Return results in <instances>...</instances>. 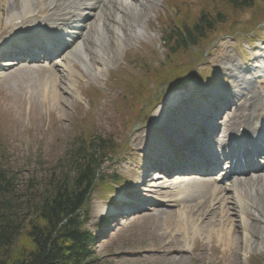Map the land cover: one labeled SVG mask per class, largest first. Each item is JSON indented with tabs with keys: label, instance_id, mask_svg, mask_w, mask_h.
<instances>
[{
	"label": "rangeland",
	"instance_id": "rangeland-1",
	"mask_svg": "<svg viewBox=\"0 0 264 264\" xmlns=\"http://www.w3.org/2000/svg\"><path fill=\"white\" fill-rule=\"evenodd\" d=\"M259 1L260 6L264 5V0ZM209 2L213 3V0ZM188 3L192 4V6ZM176 4L177 6L171 4L170 7L172 12H176L173 19H169L170 17L161 3L151 7H142L145 12H141L137 6L138 10L136 12L132 11L125 17L124 22L127 25V31L121 30L119 34L120 38H115L113 41L112 35H107L110 41V45L107 47L108 53L104 56L102 63L98 65L99 67L94 66V68L100 69L99 74L93 71L87 72L81 65L77 64L75 70L78 73H72L71 79L66 75L58 76L61 87L69 82L67 90L72 95L63 96L60 90H58L60 97H55L54 104L52 105L51 97L46 102H41L42 89L39 86V79H43L44 74L42 72H37L35 75L26 72L28 69H19L9 80L7 78L0 79V162L12 171L19 170L21 172L22 181H24L22 185L24 187L35 186L37 190L35 192L26 191L22 193L25 197V199H21L22 201L26 202V204L28 202L37 203L42 192H46L45 190H47H43L44 184L46 182L50 183L51 180H55L60 176L61 169L58 166L62 162V158L66 157L69 153L70 155H74L81 141L89 140L94 142V140L102 139L108 145H113L116 149L113 152L106 151L105 159L121 157L123 155V153H120L116 156L115 152L118 151L125 141L126 134L130 132L132 125L140 118L145 119L147 112L141 114L135 113L132 103L128 100L130 97L126 95V100L122 97L125 92L130 94L129 91H126L129 85L123 82L122 79L125 78L128 81L135 79L136 75H129V71L124 74L117 73L116 68L126 59L125 53L133 48H138L137 44L139 45L140 43L143 50L151 53L150 56H152L153 60L162 59L160 52H163V50H157L140 30L145 26L148 33V30L156 28V21L150 20L147 23L150 15H155L159 10L160 14L158 17L165 22L164 28L167 30L174 29L175 25L178 26L183 23L186 27L190 28L193 26V19L198 15L204 2L203 0H199V2L181 0V2L177 1ZM182 8L184 9L182 10ZM230 9L228 2L224 0L221 4L218 2L213 7L212 4L207 5L204 11L201 12H204L209 19L218 17L227 18L225 23L221 24L228 23L232 28L235 26L232 25L233 22H240L241 25L235 26V29H239L242 26L249 27L250 20L254 19L256 17L255 14L258 12L257 6L252 8V12L254 13L252 16L248 13L241 16L245 12L237 13ZM221 24L216 25L217 29L215 32L207 35L208 40L217 33L224 31L223 28L220 29ZM229 31L226 30L225 34L236 35ZM143 50H137L138 55L145 53ZM197 75L205 77L210 74L204 71ZM145 80L143 79L141 82L145 83ZM57 82L59 83V80ZM133 82L135 81L133 80ZM215 82L216 78L211 83ZM105 84L110 86V92L112 93L110 96L101 98L102 100H100L102 104L105 102L106 108L97 110L96 115L93 116L95 123L93 129L85 130L82 124L86 125L89 122L86 87L91 88L93 86L95 88L105 86ZM55 85L57 86L58 84L56 83ZM165 88H167L166 85L164 86ZM159 93H156V95ZM101 106L103 107V105ZM27 108H29L28 111L26 110ZM4 112L6 113L2 114ZM45 116H49L51 119L53 131L51 129L50 131H46L43 121ZM85 117L87 118L84 119ZM43 124L44 126H42ZM23 129L24 131L22 132L21 130ZM129 142L131 146L130 150L134 152L132 163L138 168L144 163L142 159L144 155L141 153L140 147L135 144L136 142H132V137L129 138ZM121 168L126 171L130 169L126 165H121ZM138 171L132 169V174L129 176L130 181L136 180ZM115 173L113 163L105 164L101 183L109 182L107 179ZM130 181L125 186L126 190L131 187ZM99 185L100 182L93 189L89 197L91 201L89 212L92 218L89 226L92 223H96L95 221L98 216H95V212L97 209L106 207L111 203L109 200L110 195L105 192L106 186ZM162 194L166 196L167 193L163 190ZM152 196L150 198H153ZM158 200L162 201L163 205L171 204L168 202L169 198L167 196L165 199L158 196ZM31 213L33 212L29 211V214ZM177 213L179 212H176V210L170 213V215L161 214L160 216L142 213L123 223L122 226L116 227L114 237L106 245L99 244L97 246L93 252V255L96 257V263L91 264H211L205 259H194L184 254L175 253V248L165 250V252L162 251L161 243L163 241L160 236L165 235L168 229L173 230V234L183 229L184 221L180 222L181 220L177 218ZM194 215H202V209H195ZM216 217L215 214L210 217L212 221L211 225L208 224V220L203 224V232L205 234L215 229L214 219ZM262 221L256 223L255 228L252 227L255 231L251 242L256 241L257 244L253 243L249 249H244L241 241L240 243L237 241L234 243L237 252L242 251L244 254L243 259H246L244 261L238 257L236 264H241L242 262L243 264H264V220ZM205 234L201 233V237L204 240L215 239L210 233V238ZM236 235L237 238H242L241 231ZM175 238L181 239L179 236H175ZM135 249H138V251L140 249V253L135 254L131 258L118 255ZM146 250L156 251H152V254H146Z\"/></svg>",
	"mask_w": 264,
	"mask_h": 264
},
{
	"label": "trees",
	"instance_id": "trees-1",
	"mask_svg": "<svg viewBox=\"0 0 264 264\" xmlns=\"http://www.w3.org/2000/svg\"><path fill=\"white\" fill-rule=\"evenodd\" d=\"M241 1L232 0L235 4ZM197 23L193 29L196 35L206 22ZM186 32H175L178 44L192 43L196 35L189 32L184 38ZM102 149L92 145L93 152L74 161L70 171L64 158L65 164L58 166L60 176L44 184L43 190L48 191L42 192L36 204L21 200L25 197L18 194L17 173L7 174L0 163V264H87L88 240L82 228L84 220L77 212L88 201ZM28 188V192L37 191L34 186Z\"/></svg>",
	"mask_w": 264,
	"mask_h": 264
},
{
	"label": "bare ground",
	"instance_id": "bare-ground-1",
	"mask_svg": "<svg viewBox=\"0 0 264 264\" xmlns=\"http://www.w3.org/2000/svg\"><path fill=\"white\" fill-rule=\"evenodd\" d=\"M53 1L56 2L57 0H50V2L48 4H51ZM128 1L129 0H104V1H102L104 10L100 11L99 16L96 19V24L93 27L92 31L90 33L87 31L85 34L82 33V28L79 31H76L77 33H80L79 38H83V42L81 44L82 47L80 49L78 47H73L71 52H67L66 54H73V56H75L78 59L79 63L82 64L84 70L87 71V70L91 69L90 64L94 61L96 62L97 59H99L100 63H102L104 56L107 55L106 54V53H108L107 47L110 45V41H109V38L107 39L105 37V35H106V32L108 30L111 31V34H112L111 38L113 41L115 38H119V36H116L117 32H120V30H117L119 25H120V28L122 30L127 31V28H125V22H124L125 17H123L121 15L119 16L118 12L123 11V13L126 15V8L128 6L127 5ZM148 1L151 4V3L156 2L157 0H148ZM81 2H82V0H68L67 5H69V7H65L63 9V12H65V13L63 14L62 18H60L58 20L57 23H60L62 20L67 21L68 20L67 15L70 12H71V15H70V19L68 20L67 26L78 24L83 17H84V19H83V21H84L88 17V14H86L84 16L80 12L79 6L81 5ZM22 4H24V0H0V30L3 26L6 27V24H7L6 19L10 14H14L16 11H18V13H23V15H21V16L26 15L25 13L27 12V7L23 6ZM114 9H115V11H113ZM107 10H108V13L106 12ZM89 11H91V10H89ZM101 20L104 21L103 26L100 24ZM112 23H113V25H112ZM59 31L63 33V29L59 30ZM78 39H76V40H78ZM64 50H63V52H66V50L65 51ZM82 50H83V53L78 54ZM259 63H260V61H258L256 64L259 65ZM64 68L69 69L71 72V71H73L74 67L71 66L70 63L65 62ZM92 70H93V67H92ZM99 72H100V69H96L94 71V73H98V74H99ZM53 83L54 82L52 80L50 82V85H51V91H50L51 105L54 104L55 97L60 96L59 94L56 96L57 90L53 86ZM221 90H222V88L219 90V93H221ZM210 93H211L210 98H213L214 97L213 91ZM233 93L234 94L240 93V91L238 89H236V87H235L233 90ZM211 109H212V105L205 110V113H211L210 112ZM141 142L143 145V140ZM144 146H145V143H144ZM144 146H142V147H144ZM208 153L209 152L207 150L205 153H203L204 154L203 157L208 159L209 156H205ZM177 159L180 161L179 157H177ZM201 159H202V157H201ZM169 160L171 161L172 164L175 163V157H170ZM202 166L205 169L206 168L208 169V164H202ZM181 168H182V166L179 164V166L177 168H175V170L181 169ZM237 188H238V186H235V189H237ZM150 189H157V187H154V185H151ZM223 191H218V192L212 191L211 192L212 193L211 195H213V193H214V195L216 197L220 198L219 203H218L219 207L222 204L221 200H224L223 194H222ZM156 192H158V191H153V193H156ZM208 192L209 191L207 190L205 192V194H207ZM249 197L253 198V199H246L245 203H243V209H245L246 214L248 216H251V217L257 215V216H260V218H264V209H260L258 207V204H257V202L253 196H249ZM216 199H218V198H216ZM230 219H231V216H229L227 220L230 221ZM247 222L248 221H246V220L243 222V226H245L246 230L249 229ZM223 231H224V235H225V233H226L225 228L222 229V232ZM252 234H253L252 232H251V235L247 231L245 232L246 236L250 235V238L246 237V239H245L247 248H249V246H250L251 237L253 236ZM255 243L257 244L256 241H255Z\"/></svg>",
	"mask_w": 264,
	"mask_h": 264
}]
</instances>
